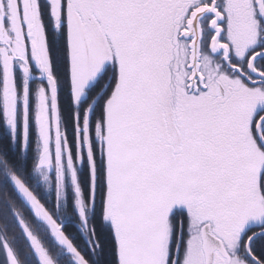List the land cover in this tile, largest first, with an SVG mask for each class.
<instances>
[{"label": "snow or ice", "instance_id": "snow-or-ice-1", "mask_svg": "<svg viewBox=\"0 0 264 264\" xmlns=\"http://www.w3.org/2000/svg\"><path fill=\"white\" fill-rule=\"evenodd\" d=\"M0 264H264V0H0Z\"/></svg>", "mask_w": 264, "mask_h": 264}]
</instances>
